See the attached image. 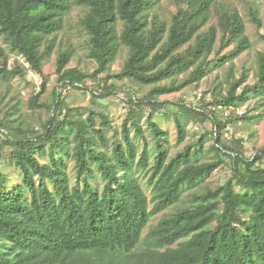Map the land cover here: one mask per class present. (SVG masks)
I'll return each instance as SVG.
<instances>
[{
    "label": "trees",
    "instance_id": "trees-1",
    "mask_svg": "<svg viewBox=\"0 0 264 264\" xmlns=\"http://www.w3.org/2000/svg\"><path fill=\"white\" fill-rule=\"evenodd\" d=\"M168 1L173 10L164 17L163 0H0V36L9 48L0 44V87L35 73L42 83L28 108L49 112L36 129L17 114L18 102L2 104L0 94V264H264V149L246 157L241 139L224 142L231 118L222 120L217 112L264 96V52H257L252 82L246 83V73L235 78L229 68L226 87L209 105L160 101V95L197 84L214 60L232 64L251 47L237 7L219 0ZM73 5L85 8L78 22L96 67H67L73 51L59 50L57 82L83 89L90 79L100 99L114 91L112 79L149 87L142 97L132 92L127 99L124 93L130 107L119 128L103 110L83 115L73 109L57 89L53 103L41 100L43 63ZM249 16L260 30L259 17L251 10ZM231 45L230 54L220 56ZM121 46L126 58L119 71L109 73ZM166 104L177 108L179 143L190 121L205 117L212 129L170 156L169 133L154 119ZM144 105L155 145L152 160L140 124ZM131 130L142 139L141 149ZM207 138L214 141V156L198 161ZM226 158L229 177L206 186Z\"/></svg>",
    "mask_w": 264,
    "mask_h": 264
},
{
    "label": "rangeland",
    "instance_id": "rangeland-1",
    "mask_svg": "<svg viewBox=\"0 0 264 264\" xmlns=\"http://www.w3.org/2000/svg\"><path fill=\"white\" fill-rule=\"evenodd\" d=\"M219 1L222 4L233 5L239 9L246 25V33L251 41V47L235 57L232 64L230 61H227L224 64L219 65L218 62L214 60L212 62V65L214 64L212 68L207 72L205 77L197 82V84L193 83L179 92L160 95L158 96L160 101L170 103L184 102L197 106L202 104L209 105L213 102L214 93L220 88L226 87V79L229 68L232 69V75L235 78H238L242 73H246V83L253 81V73L257 66V52H264V40L258 36V33L264 35V0ZM160 10L164 17H168L169 13L173 10V6L168 0H163L160 5ZM249 10L253 11L261 20L262 26L260 30H258L251 21ZM84 11L85 8L82 6L73 5L65 15L63 27L55 34V47L43 63L46 91L41 95V100L49 104L53 103L54 89H57L58 92H60L61 97H63L68 105H70L73 109H78V111L83 115H86L91 109L103 110L114 119V126L119 128L122 119L125 118L127 113L125 114L120 111L117 98L121 94L126 93L128 99V95H131L132 92H136L137 97H142L148 91V86H142L130 80L119 81L112 79L109 84L113 85L115 88L114 91L111 95L100 99L93 96V91H100V88H98V85L90 79L86 81V88L83 89H75L68 85L64 86L58 83L56 79L55 60L59 50L69 49L73 51L67 67H76L82 71L88 72L93 71L96 67L94 60L88 56L89 49L87 45V34L83 31L78 22ZM212 20H214V18ZM0 44L7 51H9L8 45L1 36ZM218 46L219 41L216 42L215 48L218 49ZM231 50L232 45L224 48L220 52V56L229 55ZM9 55H11L10 61H12L14 54L10 53ZM126 55V47L121 46L119 53L110 65L109 73H114L120 70ZM213 55L210 58H212ZM41 83L42 79L35 73L29 71L27 72L24 80L17 78L11 81L8 85H1L0 87V94L3 97L2 104H12L18 102L19 112L17 114L20 115L26 124H29L36 129H39L41 122L48 118L49 112L46 109H38L35 111L30 110L27 102L32 94L37 93L40 90ZM129 107L130 105L127 103V108L129 109ZM212 107H215V104H212ZM142 108L144 112L140 120V124L150 153V160H152L155 145L147 123L149 108L145 105L142 106ZM217 110L222 120H225L227 117L231 118V122L225 128L223 135L224 142L230 143L233 139H241L246 157H253L258 150L264 149V96H252L247 103L237 109H222L219 107ZM176 112L177 108L175 106L166 104L165 107H163V109L154 116V119L159 123V125L169 133L168 139L170 156L181 150L187 143L196 141L205 131H210L212 129L211 121L205 117H200L196 121H190L186 127L187 138L185 141L179 143L177 141V133L174 122V113ZM242 113L247 116H261L252 120L240 119L239 116ZM181 118L184 119L183 116ZM195 127H197V129ZM106 132L109 138H111L113 130L108 128ZM31 134L32 133H29V135ZM131 134L139 146V149H141L143 145L142 139L137 137L133 130H131ZM2 138L3 137L0 134V140ZM213 142L214 141L212 139L207 138L205 143V153L198 158V161H205L214 156V152L211 148ZM72 164V160H69L70 172ZM229 175L230 163L226 158V163L215 170L206 179L205 185L209 187L220 185L229 177ZM139 180L143 185H145L146 180L142 173L139 174ZM195 190H197V188L184 193L182 201L179 204H186L189 198L188 193ZM172 208L173 207H170L164 212H168ZM162 214L163 213L154 215L150 221V225L156 223ZM148 229L149 228L145 229L144 233H147Z\"/></svg>",
    "mask_w": 264,
    "mask_h": 264
},
{
    "label": "built area",
    "instance_id": "built-area-1",
    "mask_svg": "<svg viewBox=\"0 0 264 264\" xmlns=\"http://www.w3.org/2000/svg\"><path fill=\"white\" fill-rule=\"evenodd\" d=\"M117 101L119 102V109L122 113H127V103L124 94H121ZM197 129V127H195Z\"/></svg>",
    "mask_w": 264,
    "mask_h": 264
}]
</instances>
